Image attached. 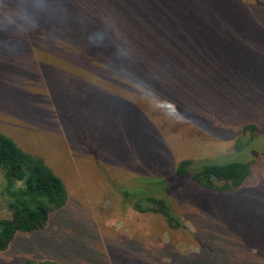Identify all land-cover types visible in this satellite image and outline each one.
<instances>
[{
    "label": "rangeland",
    "instance_id": "1",
    "mask_svg": "<svg viewBox=\"0 0 264 264\" xmlns=\"http://www.w3.org/2000/svg\"><path fill=\"white\" fill-rule=\"evenodd\" d=\"M239 1L145 3L139 13L162 8L170 22L216 20L155 29L152 57L121 69L89 45L58 41L71 29V0H0V131L42 152L68 192L46 228L16 235L0 264H264V134L245 149L256 163L237 191L169 188L184 229L121 195L141 178H171L182 158L231 155L242 123L264 119V0H245L242 12Z\"/></svg>",
    "mask_w": 264,
    "mask_h": 264
},
{
    "label": "trees",
    "instance_id": "2",
    "mask_svg": "<svg viewBox=\"0 0 264 264\" xmlns=\"http://www.w3.org/2000/svg\"><path fill=\"white\" fill-rule=\"evenodd\" d=\"M149 1L152 0H71V29L67 33L59 32L58 41L89 45L93 57L110 61L108 64L117 62L123 69L128 64L127 61L152 57V37L155 29L169 25L205 26L216 20L210 16L192 14L188 18L189 22H170L168 12L162 8H156L144 15L139 13L147 7L145 3ZM247 4L245 0L239 1L240 12L245 11ZM199 9L200 12H205L203 8ZM229 17L232 19L229 23L232 26L245 28L252 23L259 27L258 18ZM230 18L227 17L229 21ZM66 34L69 35L68 41ZM238 130L239 134L231 141V155L225 158H182L171 178H141L133 187L121 190L123 199L140 213L160 214L170 228L184 229V222L174 211L168 198L169 188L179 189V185L186 183L191 184L195 190L196 187L204 190L199 191L197 188L201 195L209 192L212 193L211 196L227 195L237 191L250 177L256 162L252 159L245 160L242 156L245 149L259 135L264 134V119L245 121ZM41 153L27 151L18 141L0 131V171L3 178L0 194L5 200L8 212L7 217L0 218V252L8 249L18 234L44 230L51 213L66 204L67 188ZM164 191H168L167 195ZM175 203L178 206L181 204L177 200ZM203 247L199 244L197 253H201ZM22 264L59 263L44 257L27 259Z\"/></svg>",
    "mask_w": 264,
    "mask_h": 264
},
{
    "label": "clouds",
    "instance_id": "3",
    "mask_svg": "<svg viewBox=\"0 0 264 264\" xmlns=\"http://www.w3.org/2000/svg\"><path fill=\"white\" fill-rule=\"evenodd\" d=\"M175 106H173V108H174Z\"/></svg>",
    "mask_w": 264,
    "mask_h": 264
}]
</instances>
